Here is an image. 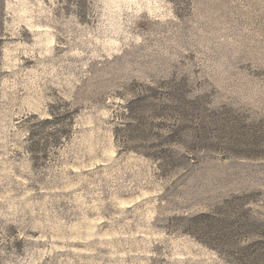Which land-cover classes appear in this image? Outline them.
Masks as SVG:
<instances>
[{
	"label": "rangeland",
	"instance_id": "1",
	"mask_svg": "<svg viewBox=\"0 0 264 264\" xmlns=\"http://www.w3.org/2000/svg\"><path fill=\"white\" fill-rule=\"evenodd\" d=\"M0 264H264V0H0Z\"/></svg>",
	"mask_w": 264,
	"mask_h": 264
}]
</instances>
